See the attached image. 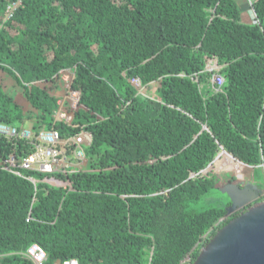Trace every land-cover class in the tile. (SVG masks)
I'll use <instances>...</instances> for the list:
<instances>
[{
	"label": "trees",
	"instance_id": "1",
	"mask_svg": "<svg viewBox=\"0 0 264 264\" xmlns=\"http://www.w3.org/2000/svg\"><path fill=\"white\" fill-rule=\"evenodd\" d=\"M249 4L252 17L238 0H0V122L92 135L67 177L7 170L33 145L0 136V264H35L33 242L42 264L194 261L237 215L223 185L264 186V0ZM66 71L70 121L54 117ZM220 150L237 174L208 168Z\"/></svg>",
	"mask_w": 264,
	"mask_h": 264
},
{
	"label": "built area",
	"instance_id": "2",
	"mask_svg": "<svg viewBox=\"0 0 264 264\" xmlns=\"http://www.w3.org/2000/svg\"><path fill=\"white\" fill-rule=\"evenodd\" d=\"M219 68V65H214L212 68ZM62 80L65 85H69L71 80L70 74L62 73ZM135 83L140 85V81L136 79ZM131 80V81H132ZM214 81L220 86L223 82V78L219 75L214 77ZM65 97L59 98L57 103L58 108L54 111V117L58 120L70 121L71 116L65 109V101L69 100L72 105H74L78 99L77 91H69ZM0 136L5 137H16L20 136L28 141H31L33 147L32 150L27 154L16 158L14 155H10L6 159L4 168L7 170L21 175L23 171L35 170L45 174H53L55 172L62 173L67 177L68 173L72 171L75 167H82L86 162V155L84 152V146L88 145L92 141V135L89 131L81 129L72 138L64 139L61 137L59 130L54 127H46L42 129L33 130L29 126H22L17 128L14 125L0 122ZM71 141L74 144V148L68 149L67 142ZM193 174L192 176H194ZM30 180L35 182V179L29 177ZM45 181L52 183L54 185L66 186L70 184V181L65 179H59L55 176H46ZM223 219L221 218L218 225ZM204 234V238L210 234V231ZM198 243L200 247L203 246V240H199ZM26 253L31 258L35 264H42L47 255L46 251L36 242L31 243L27 249ZM193 256L192 253H187L181 260L180 264H192ZM61 264H79L78 260L75 258L65 259Z\"/></svg>",
	"mask_w": 264,
	"mask_h": 264
},
{
	"label": "water",
	"instance_id": "3",
	"mask_svg": "<svg viewBox=\"0 0 264 264\" xmlns=\"http://www.w3.org/2000/svg\"><path fill=\"white\" fill-rule=\"evenodd\" d=\"M219 191L230 201L226 207L228 213L240 208L245 210L231 218L199 248L192 264H264L262 189L250 182L228 181Z\"/></svg>",
	"mask_w": 264,
	"mask_h": 264
},
{
	"label": "rangeland",
	"instance_id": "4",
	"mask_svg": "<svg viewBox=\"0 0 264 264\" xmlns=\"http://www.w3.org/2000/svg\"><path fill=\"white\" fill-rule=\"evenodd\" d=\"M239 1V3H241L242 4V6H248L249 8H247V10H246V12H247V14L250 16V17H252V9L250 8V0H238ZM214 62L215 61H213L212 59H209L208 61H207V66H208V68H212L213 66H214ZM132 83L135 85V86H138L139 84H137V83H135L134 82V80H132ZM66 91V90H65ZM69 93V92H68ZM31 129H33L34 130V128L31 126L30 127ZM223 153H225L223 150H220L219 151V153L215 156V158H214V160L212 161V163H211V165H209V167L208 168H211L212 170H214V171H223V172H230L232 175H235V174H237V173H235L234 171V169L235 168H230V167H228V165L227 164H222V162H223V160L225 159V157H229V156H226L225 154H223ZM230 155V154H229ZM234 163H236V162H239V161H237L236 159H234V160H232ZM242 164V163H241ZM242 165H244V164H242ZM245 166V165H244ZM244 169V168H243ZM243 173H245V174H249L250 173V167H248V166H245V169L243 170ZM258 175H259V177H258ZM256 174L255 175V177H256V179H258V181L260 182L261 181V176H260V174ZM247 176V175H246ZM261 189H262V195H261V198H264V186L263 187H261Z\"/></svg>",
	"mask_w": 264,
	"mask_h": 264
},
{
	"label": "crops",
	"instance_id": "5",
	"mask_svg": "<svg viewBox=\"0 0 264 264\" xmlns=\"http://www.w3.org/2000/svg\"><path fill=\"white\" fill-rule=\"evenodd\" d=\"M215 62H214V65H219L218 63H217V61L216 60H214ZM208 67V66H207ZM65 74H70L71 75V78H72V76H73V72L72 71H66L65 72ZM62 73L59 75V77H58V81L56 82V89L54 90V94L57 96H60L59 98H63V97H65L66 98V96H64V94L65 95H67V90L66 91H63V89H61V81H63L62 80ZM71 81V80H70ZM62 90V91H61ZM60 94V95H59ZM22 126H29V127H31L32 126V124H31V122H29V121H27V122H25V124L24 125H22Z\"/></svg>",
	"mask_w": 264,
	"mask_h": 264
},
{
	"label": "flooded vegetation",
	"instance_id": "6",
	"mask_svg": "<svg viewBox=\"0 0 264 264\" xmlns=\"http://www.w3.org/2000/svg\"><path fill=\"white\" fill-rule=\"evenodd\" d=\"M243 210H245V208H240V209H238V210H235V211H233V212H231V213H228V217H229V215H232L233 213H240V212H242Z\"/></svg>",
	"mask_w": 264,
	"mask_h": 264
}]
</instances>
